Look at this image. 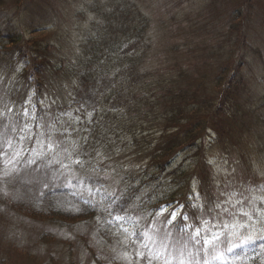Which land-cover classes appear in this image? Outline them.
<instances>
[{"label":"rangeland","instance_id":"rangeland-1","mask_svg":"<svg viewBox=\"0 0 264 264\" xmlns=\"http://www.w3.org/2000/svg\"><path fill=\"white\" fill-rule=\"evenodd\" d=\"M132 9L148 19L144 35L118 52L108 45L111 33L103 32L105 16L116 26ZM119 25L124 32L130 28ZM28 57L36 61L33 71L41 66L45 75L23 72ZM54 67L61 75L52 80ZM77 68L90 74L78 76ZM218 77L226 78L220 89ZM76 85L81 93L72 102ZM200 95L214 98V106L191 110ZM0 98L16 112H31L19 121L36 134L25 148H40L36 140L45 139L46 123L55 124L51 134L61 142L43 159L24 154L37 161L26 170V178L38 182L28 195L14 199L11 188L8 197L0 194V264H148L135 254L147 250L130 234H151L159 224L149 214L161 208L158 221L177 212L169 226L173 237L181 229L218 235L207 255L188 243L193 264H264V243L239 247L248 237L264 236L257 223L264 221V0H0ZM165 105L169 113L162 112ZM182 107L188 110L179 121L174 115ZM197 112L219 121L221 130L208 127L194 145L160 155L161 132H183ZM145 119L148 140H134L143 135ZM16 124L14 113L0 116V137L8 134L15 143L6 125ZM104 190L115 191L122 203L130 198L127 213H114L130 221L102 211ZM181 212L188 219L181 220ZM149 247L155 251L159 244ZM221 254L224 259L213 260ZM167 255L153 264H163Z\"/></svg>","mask_w":264,"mask_h":264},{"label":"snow or ice","instance_id":"snow-or-ice-1","mask_svg":"<svg viewBox=\"0 0 264 264\" xmlns=\"http://www.w3.org/2000/svg\"><path fill=\"white\" fill-rule=\"evenodd\" d=\"M105 19H108V22L111 23V19L105 16ZM101 21H97L100 23ZM0 102L2 98H0ZM30 101L26 100L25 104L29 103ZM4 103V112H0V116L5 115L6 113H14L17 116V124L13 126H7L9 131L15 135V143L13 137L4 134L0 137V194L4 197H8L10 195L9 188L13 190L15 195L13 196L14 199H21L23 196L28 195L31 191L30 186H34L37 181L35 178H26L27 172L26 170L31 168L32 165L36 164L35 158H26L25 153L29 152H36L37 156L41 159L48 156L49 152L56 153L57 149H60L61 142L58 141L56 138L53 137L51 134L55 131V124H45L42 125L46 129L43 135L45 139L43 140H36V143L39 144L40 148L37 149L35 147L25 148L24 143L25 141H33L36 139V134L32 133L31 130L28 128L27 122L24 123L23 126H20L19 121L21 118L30 117L31 112L28 107H23L19 112H16L14 107H10L9 103ZM14 104L15 101H12ZM91 117V113L88 114ZM35 119V117H32ZM75 132L76 129H73ZM67 132V128L64 129V133ZM64 133H61L63 135ZM86 140V138H84ZM62 151L68 152L67 148H63ZM79 154H77L78 156ZM68 159L72 161L73 164L79 165L83 167V161L79 158H74L71 152H68ZM56 163H60L62 168H67L71 170V165L64 164L61 161L57 160ZM20 165H24V168H21ZM44 188H49L48 183L43 184ZM21 188H23V192H21ZM102 188V186H101ZM101 191L100 188L96 189V192L99 193ZM40 196H44L45 193L41 191ZM91 194V193H90ZM122 197L118 196L115 191L108 192L107 190L103 191V197L101 203L107 202V206L102 208L103 212H106L108 216L112 217V219L119 221V222H126L130 221L131 217L127 214L119 215L114 213H127L128 206L130 203V198L128 200H124L122 203ZM85 204H88L90 207H95L90 200H84ZM179 207V206H177ZM79 211V209H76ZM165 209L161 208L159 212L155 215L149 214L153 218V223H158L159 227L156 228L151 234L148 231H133L130 236L134 237L135 240L141 241V247L146 249L147 251H140L139 249L136 250V255L141 259H144L148 262V264H153L154 259H159L165 253H168L165 256L163 264H173L175 260L177 264H193V254L191 251L187 250L188 243H193V247L196 248L197 255L203 253L207 255L208 251H210V246L213 245V241L219 239L216 233H212L211 237L208 238L206 236H202L199 230L196 231L195 235L191 234L190 232L186 231L185 229H181V233L175 237L169 228V226H175L174 222L177 220V212L174 209L172 212L165 217L164 220L158 221L157 217L161 215ZM245 216H248V213H244ZM180 219L186 220L188 219L183 213H180ZM249 220L251 217L249 216ZM111 223V221H108ZM135 224L136 222L133 221ZM258 224L261 227H264V221L258 220ZM223 227V225H221ZM245 228L252 227L255 228L256 224H246L244 225ZM127 232V229H124ZM259 241L260 243H264V236L255 237H248L244 239L240 244L239 247L243 249L247 245L253 244L254 242ZM135 243V241H133ZM149 244L157 245L159 244V248L153 251L152 248L149 247ZM199 245V247H197ZM169 248H172L178 256L172 255L169 252ZM187 251V256H185V252ZM228 252L233 251V247H229L227 249ZM148 253H152L149 255ZM126 258V255H125ZM224 256L216 255L213 256V260H222ZM195 264H200L199 260L195 261ZM203 264H209L207 259H204Z\"/></svg>","mask_w":264,"mask_h":264},{"label":"trees","instance_id":"trees-1","mask_svg":"<svg viewBox=\"0 0 264 264\" xmlns=\"http://www.w3.org/2000/svg\"><path fill=\"white\" fill-rule=\"evenodd\" d=\"M130 6L132 7L134 5L130 4ZM138 14L139 13L134 12V10L132 9V10H130V17L129 18H127L124 14H122L120 17L117 18V23L115 24L116 26L109 23V24H106L105 26L102 27L103 32L106 30L108 32V34L111 33L113 36H115V37H112L111 34L107 35L108 40H109L108 45H110V47H112V48L116 47L118 49V52H120V50H122V48L127 47L130 43H132V41L134 39H137V37L140 38L141 36L144 35V32L142 33V31L145 28V24L147 23L148 19H146L145 17H141L142 15H138ZM112 19H114V18H112ZM132 20H134V21L130 25ZM136 21H137V23H136ZM119 23L125 24L123 26L125 28H127L130 25L129 30L127 32H124L123 29H121L122 27H120ZM138 26H139V28H138ZM116 28H118V29H116ZM114 33H118V35H116ZM11 40H13V39H11ZM14 46H15V43L14 44L12 43V47H14ZM31 47H32V45H31ZM141 48H143V47L141 46ZM35 62L36 61L34 59H32L31 57L30 58L28 57L29 66L27 68H25L23 72H26L29 77H31L32 75L35 77H37V76L39 77L43 71H44V75H45V72L47 69H43L41 66H39V67L37 66V71H33V66L35 65ZM56 70H57L56 67L52 68V80L60 77V75H61L60 72H58ZM75 72L78 76H81V75L87 76L90 74L88 71H85V70L81 71L80 68H77L75 70ZM132 73L135 75V79H138L139 75L137 74L136 70L132 69ZM225 79L220 80L218 77L219 84H218L217 89H220L222 87V84H224L222 82H224ZM40 85L41 84H38V87H37L38 90H40ZM74 87L76 90H74V92H72L73 97L70 98V100H73L72 102H75L76 95H79L81 93V92L77 91V85ZM169 91H170V95L172 97L173 92L170 89H169ZM182 93H183L182 96H184L183 97L184 101H186L187 100L186 96H189V94L188 93L186 94L184 90L182 91ZM197 95L198 94L194 95L192 98H196ZM201 98H202V100H200V102H199V100L191 102V104H190L191 110H192V108L196 107L198 109L205 111V109L207 107L214 106V104H215L214 98H212L211 96L207 95L205 97V99H203V97L200 95V99ZM64 99H65V97H64ZM221 100L222 99L220 98V101ZM98 101H100V100H98ZM197 102H199V103H197ZM145 104H147V107L150 106L148 101L145 102ZM72 105L74 106L73 103H72ZM101 105H103V104H101ZM65 108H67V107H65ZM166 109H167V106L165 105L162 108V112H164ZM182 109L184 110L183 113H181ZM182 109L177 110L178 112H176V114L174 115V118L178 119L179 121L181 119H183L182 116L188 110L185 107H182ZM110 112H112V110H109V113H108L109 116H111ZM167 113H169L168 109H167ZM200 114H202L203 117L200 116ZM122 116L125 118L124 114ZM105 117H106V114H104L101 118L104 119ZM188 118L189 119L186 121L187 124L184 128V131L181 133H176V134L172 135L173 138H172V136L166 135V133H164L163 131L161 132V135L158 137V142H157V145L160 146V148H159L160 155H162V156L166 155L167 156V154H171V156H172L177 149H183V148H186L188 146L194 145L199 139L203 138V136L205 134V130L208 127L209 128L213 127L218 132L222 128V126L219 124V121H217L216 119H213L212 117H210V118L206 117L204 115V113L197 112ZM106 119L107 118H105L104 120H106ZM125 120H126V118H125ZM147 121H148L147 119L142 120L143 130L141 133L143 135H141V138H140V136H138L136 134V137L134 140H137V141H147L148 140L147 135L145 134V131L149 130L151 126H149V127L146 126ZM178 130L179 129H177V131ZM179 134H181L182 137ZM168 160H169V158H168ZM154 166H156V165H154ZM56 216L60 219H62V217H63V216L61 217L60 215H56ZM62 220H65V219H62Z\"/></svg>","mask_w":264,"mask_h":264}]
</instances>
